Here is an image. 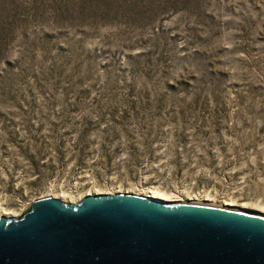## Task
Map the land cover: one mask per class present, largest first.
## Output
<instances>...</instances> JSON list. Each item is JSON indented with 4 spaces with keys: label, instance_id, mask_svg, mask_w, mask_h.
Segmentation results:
<instances>
[{
    "label": "rangeland",
    "instance_id": "obj_1",
    "mask_svg": "<svg viewBox=\"0 0 264 264\" xmlns=\"http://www.w3.org/2000/svg\"><path fill=\"white\" fill-rule=\"evenodd\" d=\"M120 190L264 207V0H0V211Z\"/></svg>",
    "mask_w": 264,
    "mask_h": 264
},
{
    "label": "water",
    "instance_id": "obj_2",
    "mask_svg": "<svg viewBox=\"0 0 264 264\" xmlns=\"http://www.w3.org/2000/svg\"><path fill=\"white\" fill-rule=\"evenodd\" d=\"M0 264H264V216L132 193L49 196L2 216Z\"/></svg>",
    "mask_w": 264,
    "mask_h": 264
},
{
    "label": "bare ground",
    "instance_id": "obj_3",
    "mask_svg": "<svg viewBox=\"0 0 264 264\" xmlns=\"http://www.w3.org/2000/svg\"><path fill=\"white\" fill-rule=\"evenodd\" d=\"M100 192L99 191H97V192H94V194H99ZM103 193V192H102ZM119 193H132V194H135V195H142V196H146V197H151V198H157V199H160V200H162V201H166V202H176V203H183V202H186L185 200V198H183V196L182 195H179V194H177V195H170V194H166V193H164V192H161V191H146V192H133V191H131V190H124V191H119ZM87 194H91V193H87ZM63 196V195H62ZM54 197H56V198H60L61 200H66V201H71V202H73L72 201V199L71 200H67V199H64V198H61V197H58V196H55L54 195ZM206 198L205 199H207V201L208 200H211L209 197H207V195L205 196ZM205 205H208V204H205ZM232 205H234V202L233 201H227V202H224L223 204H222V206L224 207V208H231V206ZM210 206V205H209ZM242 206H246L245 204H243ZM241 206V207H242ZM255 214H259V215H262V216H264V207H261V208H257L256 210H255ZM11 215H14V213L12 212V211H7L6 209H2L1 211H0V220H1V218H2V216H5V217H8V216H11Z\"/></svg>",
    "mask_w": 264,
    "mask_h": 264
}]
</instances>
